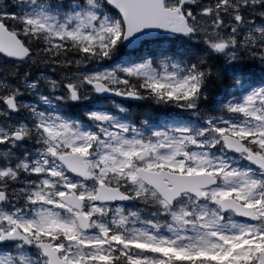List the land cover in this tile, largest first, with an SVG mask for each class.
Here are the masks:
<instances>
[{"label":"snow or ice","instance_id":"obj_1","mask_svg":"<svg viewBox=\"0 0 264 264\" xmlns=\"http://www.w3.org/2000/svg\"><path fill=\"white\" fill-rule=\"evenodd\" d=\"M0 264H264V0H0Z\"/></svg>","mask_w":264,"mask_h":264}]
</instances>
